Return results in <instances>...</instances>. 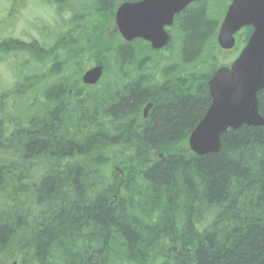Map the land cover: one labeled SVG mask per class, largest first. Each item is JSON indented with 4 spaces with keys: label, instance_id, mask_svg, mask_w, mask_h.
<instances>
[{
    "label": "trees",
    "instance_id": "16d2710c",
    "mask_svg": "<svg viewBox=\"0 0 264 264\" xmlns=\"http://www.w3.org/2000/svg\"><path fill=\"white\" fill-rule=\"evenodd\" d=\"M120 1L94 0L47 50L0 37V62L25 54L0 96V264H264V127L225 131L213 154L187 144L227 54L221 18L212 26L204 2L180 15V65L149 81L130 54L148 46L117 38L111 50L105 37ZM95 54H111L117 74L97 90L80 82ZM257 101L264 117V87Z\"/></svg>",
    "mask_w": 264,
    "mask_h": 264
},
{
    "label": "water",
    "instance_id": "95a60500",
    "mask_svg": "<svg viewBox=\"0 0 264 264\" xmlns=\"http://www.w3.org/2000/svg\"><path fill=\"white\" fill-rule=\"evenodd\" d=\"M194 1L197 0L124 2L115 12V25L126 42L140 38L151 48L161 49L169 40L164 27L170 26L174 15ZM243 27L253 29L245 46L229 67L218 68L208 80L211 103L188 137L189 149L196 155L217 153L220 137L229 129L264 127L257 102V94L264 87V0H231L217 32V45L231 50L234 34ZM101 74L102 67L94 66L82 75L81 81L94 85ZM149 108L150 105L144 108V118Z\"/></svg>",
    "mask_w": 264,
    "mask_h": 264
},
{
    "label": "rangeland",
    "instance_id": "374dc122",
    "mask_svg": "<svg viewBox=\"0 0 264 264\" xmlns=\"http://www.w3.org/2000/svg\"><path fill=\"white\" fill-rule=\"evenodd\" d=\"M113 1L114 0H104V3L109 4ZM222 1H212L210 6H208V8L212 10L211 13L204 12L207 15V18L210 19L212 26H214L212 19L216 17L220 19L222 17V13L225 11L226 2L228 1L225 0V3ZM93 5L94 0H22L21 5L17 9V4H14L13 0H0V37L7 39L11 38L14 41L26 43L27 45H36L38 43L46 50L50 47L53 48L54 41L57 38L62 39L64 34L67 33L68 29L71 28V23L69 21L72 18L78 21L81 19L77 18L79 15L86 14L89 11H94L95 8L94 10L92 9ZM11 8H14L15 10V12L12 13V17H10L9 14ZM98 16L101 18L103 17L100 14H98ZM112 21L113 19L110 16L109 22L111 24L109 25V28L106 29L107 34H105V37H109V48L114 50L116 47H118L119 42L118 40H115L118 38L117 35L112 33L114 28ZM169 36L170 42L168 48L161 53L149 52L147 54H142L135 47L131 49V59L135 60L132 65L136 66L137 63L139 66H141V68H143L140 72V75L145 79L151 81V78L154 77L157 80L158 72L163 67L180 65L178 54L180 44L179 24H177L174 29L170 30ZM245 36V32L240 34V45L243 44L242 40ZM120 42L123 41L120 40ZM239 48L240 47L234 49V51L231 50L226 55H223V57L221 56V62L229 63ZM74 52L75 51L71 49L67 52L63 51L61 53V56L65 61L64 68L67 67L65 75H69L74 71V68L71 65H75L76 61L68 60L67 58L69 54ZM24 56L25 54L21 52H14L6 55L3 61L0 62V96L9 93L13 89L16 75L15 69L17 66L21 65L22 61L25 60ZM95 56L98 61L100 60V64L103 66L106 73L105 76L101 78L100 82L93 87L94 90H97L111 84V82L116 79L117 74L115 72V66L113 65L114 60L111 54L105 59H103L102 56L96 54ZM26 59L28 58L26 57ZM78 63H80V59L78 60ZM93 66H95V64H93L90 60L87 64H82L81 75L84 73V71ZM35 70L36 68L34 67V63L30 62L28 67L25 69V75H33L36 73ZM48 82H50V80ZM14 107L16 106H14V104L11 106L10 102L8 101V110L13 111ZM111 171L110 173L115 175V171ZM22 264H31V262L25 261Z\"/></svg>",
    "mask_w": 264,
    "mask_h": 264
},
{
    "label": "flooded vegetation",
    "instance_id": "af4514ba",
    "mask_svg": "<svg viewBox=\"0 0 264 264\" xmlns=\"http://www.w3.org/2000/svg\"><path fill=\"white\" fill-rule=\"evenodd\" d=\"M193 4H194V5H193ZM193 4H191L192 6L189 5L187 8H185V9H184L181 13H179L177 16H176V15L174 16V18H173V22H172V25H171L170 27H168V28H165L168 34H169L170 30L174 29L175 26L177 25V23H178V21H177L178 19H177V18H178L180 15L186 13L187 10H190L191 8L195 7L197 3H193ZM163 51H164V49H163Z\"/></svg>",
    "mask_w": 264,
    "mask_h": 264
},
{
    "label": "bare ground",
    "instance_id": "6f19581e",
    "mask_svg": "<svg viewBox=\"0 0 264 264\" xmlns=\"http://www.w3.org/2000/svg\"><path fill=\"white\" fill-rule=\"evenodd\" d=\"M169 42H170V36H169ZM148 105H150V108H151V103H149ZM143 119H145V118H143Z\"/></svg>",
    "mask_w": 264,
    "mask_h": 264
}]
</instances>
